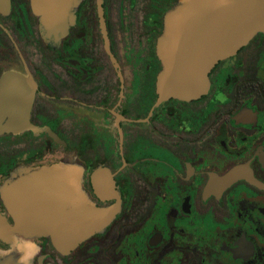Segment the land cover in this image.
<instances>
[{
  "label": "flooded vegetation",
  "instance_id": "1",
  "mask_svg": "<svg viewBox=\"0 0 264 264\" xmlns=\"http://www.w3.org/2000/svg\"><path fill=\"white\" fill-rule=\"evenodd\" d=\"M178 1L71 0L53 29L31 0H0V94L16 75L25 116L4 130L0 101V264H264V32L201 97L160 101L157 39ZM42 165L76 167L69 204L110 210L105 225L62 247L11 231L4 187Z\"/></svg>",
  "mask_w": 264,
  "mask_h": 264
},
{
  "label": "water",
  "instance_id": "2",
  "mask_svg": "<svg viewBox=\"0 0 264 264\" xmlns=\"http://www.w3.org/2000/svg\"><path fill=\"white\" fill-rule=\"evenodd\" d=\"M70 2L31 0L34 13L53 29L62 28ZM257 32H264V0H179L165 13L157 39L162 61L156 82L159 100H191L204 95L208 74L215 64L233 55ZM11 77L17 76L8 74L1 84L0 101L4 102L5 113L19 108L15 92L8 91L17 84L9 81ZM11 112L4 130L15 129L25 119ZM77 172L74 166L42 165L5 185L4 202L16 221L10 230L51 233L54 243L62 247L76 244L90 231L105 225L113 214L110 210L69 204ZM63 175H67L66 185L61 183ZM6 232L4 225L0 237Z\"/></svg>",
  "mask_w": 264,
  "mask_h": 264
}]
</instances>
